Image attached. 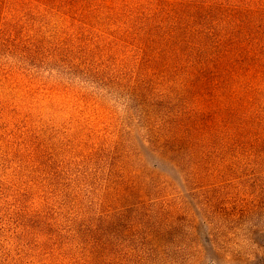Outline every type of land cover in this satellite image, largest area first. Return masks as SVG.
Returning a JSON list of instances; mask_svg holds the SVG:
<instances>
[{
	"label": "rangeland",
	"instance_id": "1",
	"mask_svg": "<svg viewBox=\"0 0 264 264\" xmlns=\"http://www.w3.org/2000/svg\"><path fill=\"white\" fill-rule=\"evenodd\" d=\"M231 41L264 0H0V264H264V73L187 74Z\"/></svg>",
	"mask_w": 264,
	"mask_h": 264
},
{
	"label": "trees",
	"instance_id": "2",
	"mask_svg": "<svg viewBox=\"0 0 264 264\" xmlns=\"http://www.w3.org/2000/svg\"><path fill=\"white\" fill-rule=\"evenodd\" d=\"M154 19L155 17L150 18L151 23L143 26L146 30L149 26L148 34H153L155 31L152 27ZM162 22L164 24L166 20ZM152 44H154V40ZM175 44L176 47L181 45L179 42ZM216 44L213 53L194 54L193 51H190L186 58L190 67L194 70L197 69L196 72L191 69L187 70V74L196 79L203 87L211 89L214 94L225 97L230 90L229 84L233 79L253 77L254 74L264 73V63L258 58H252L250 53L244 52L245 49L242 50L239 43L231 41L226 46L220 42ZM178 59L179 64L185 61L180 57Z\"/></svg>",
	"mask_w": 264,
	"mask_h": 264
}]
</instances>
